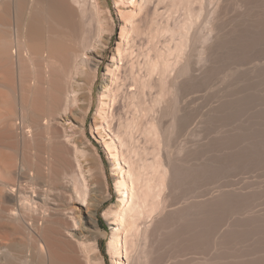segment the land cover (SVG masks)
<instances>
[{
    "label": "bare ground",
    "instance_id": "6f19581e",
    "mask_svg": "<svg viewBox=\"0 0 264 264\" xmlns=\"http://www.w3.org/2000/svg\"><path fill=\"white\" fill-rule=\"evenodd\" d=\"M112 1L119 36L101 73L114 31L108 0H0V264H104L97 246V212L109 187L100 155L86 133L91 111L90 134L103 147L114 180L115 201L106 213L112 264H264V63L260 60L256 73L253 66L249 69L256 78L245 79L247 83L254 78L255 84L248 82V89L243 81L240 91L245 85V94L254 88L250 95L256 111L261 109L255 123L250 121L253 131H247L253 139L243 138L246 143L238 139L247 146L243 153L236 149L243 148L236 143L237 136L230 134L234 142L228 140L232 144L226 147L230 151L237 145L242 157L251 156L247 160L252 163L247 156L241 158L256 172L253 184L231 196L229 190L213 191L219 195L211 192L210 197L196 195L209 170L197 162L209 149L206 92L211 88L214 93L231 78L225 77L227 66L220 73L233 59L226 61L225 55L238 36L239 43L250 38L255 55H263L264 0ZM233 2L246 7V12L240 11L236 19L235 15L237 24L227 29L224 25H231V20L226 22L224 16ZM174 10L181 13L179 18H174ZM235 61L228 66L239 70V60ZM100 73L99 105L93 111ZM245 73L241 79L249 75ZM231 84L225 88L231 90ZM225 94L227 105L211 97L217 104L225 103L224 109L236 106L231 100L238 103L245 95L238 99L237 93ZM240 103L228 110L243 108ZM223 115L217 116L223 119ZM190 128L191 136L204 138L174 150V137L190 134ZM247 143L258 149H249ZM222 144L212 146L225 150ZM241 158L240 164L234 159L235 166L230 161V167L244 166ZM219 164L224 167L225 162ZM214 167H209L211 172L220 166ZM188 255L209 257L200 261L198 256L199 262L191 263L192 258L183 260Z\"/></svg>",
    "mask_w": 264,
    "mask_h": 264
},
{
    "label": "rangeland",
    "instance_id": "374dc122",
    "mask_svg": "<svg viewBox=\"0 0 264 264\" xmlns=\"http://www.w3.org/2000/svg\"><path fill=\"white\" fill-rule=\"evenodd\" d=\"M108 3H109V6H110V8H111V12H112V15H113V20H114V31H113V38H112V40L109 42V44H108V46L106 47V50H105V53H104V60H103V65L101 66V73H103L104 72V65L108 62V59H109V56H110V49L112 48V47H114L115 46V43H116V39L118 38V36H119V28H118V22H117V20H118V17H117V14H116V11L113 9V1L112 0H108ZM236 4V5H235ZM237 6H241L239 3H236V2H233V4L232 3H230L229 5H228V9H227V12L225 13V15H226V17L224 16V18H226V19H223V21L224 20H226V22L227 21H229V19L231 20V21H229V22H231V25H229V26H226V25H228L227 23H226V25H224L225 23V21L222 23V25H224L227 29L230 27V26H233V25H235V19H236V17L238 16V17H241V13L242 12H246V7L244 8V6H241V7H239V9H242V7H243V9L245 10H239L238 8H236ZM256 8V9H255ZM255 8H253L255 11L256 10H258V8L257 7H255ZM238 9V10H237ZM253 10V11H254ZM239 11V12H238ZM240 11H242V12H240ZM237 12L240 14V16H239V14L237 15ZM236 15V16H235ZM181 16V13H176L175 12V10H174V18L176 19V17L177 18H179ZM234 16H235V19H233L234 18ZM166 17L167 16H165V18L164 19H162L161 18V20H165L166 19ZM232 18V19H231ZM238 19V18H237ZM233 21V22H232ZM237 21H239V20H237ZM228 22V23H229ZM235 22V23H234ZM233 23V24H232ZM230 24V23H229ZM237 24V23H236ZM224 26H222V28L224 27ZM225 29V28H224ZM239 37V39L237 40V41H235V43L238 45V46H235L234 47V45H236V44H233V47H232V45L230 46V48L232 47L233 48V50L235 49V50H237V51H235L236 53H237V55H236V53L232 50V48L231 49H229L230 51V53L228 54L227 53V55H225V58H226V61H229L230 59H229V57L232 59V61H229V62H227L226 64L227 65H225L224 63L226 62L225 61V58H223V61H225L223 64L225 65L224 67H223V64H222V66L221 67H223V70H221L222 72L220 73L221 75H222V73H223V71H224V69L226 68V66L227 67H229V68H227V69H225V71H224V73H226V70L228 71L227 73H226V75L227 74H229L228 76H225V77H230L231 75L233 76H231V78H227V81L228 80H230V81H228V83L229 82H231V83H233V82H235L236 80L238 81V82H240V84L237 82V84H239L237 87H236V85L237 84H235L234 85V83L233 84H231V83H229V85H228V83H227V81H226V78L224 77V79L225 80H223L224 81V83H225V81H226V83H227V85H225V84H222V83H220L221 85H215V87L217 86V88H215V89H213V92L215 93V91H217L216 92V95L214 94V93H212V90H211V93L213 94V95H215V96H212V94L210 93V89L211 88H209V90H207V95H206V98L207 97H209V95H210V98H207L208 99V101L207 102H209L208 103V109H209V113H211L210 114V116H209V118L210 119H207V123H206V125H208V126H206V128H205V131L207 130V132H205V133H207L206 134V137L208 138V140H207V144H206V146H208L209 147V149L208 150H204V152H202L201 154V156L197 159V162H200V163H204L206 166H209V167H211V166H215L214 168H216L217 166H220V167H218V168H216L217 170L218 169H220L221 168V166L223 167V165H221V164H219L220 162H225V165H224V167L223 168H225V167H228L227 169L225 168V169H223V168H221V169H223V170H227V171H223V170H218L219 172H217L216 171V169L215 170H213L212 172H211V170L213 169V168H209L208 167V169L210 170H207L208 172H206V173H208V174H211V173H213L214 171V173L210 176L209 175V177H207L208 176V174H206L207 176H206V178H204V179H206V181L204 182V185H201V184H203V183H200V185H199V187L200 188H198V190L196 191V192H198V193H196V195H198V194H200L201 193V195L202 194H204V195H206V197H210L213 193H220L222 190H224V191H226L225 193H227L228 191L227 190H229V192H230V194H227V195H230L231 196V194L232 193H236V194H238V191H240V189H241V187L243 188H245V190H250V188H251V186H252V184H253V177H254V175H256L255 173V171H253V170H251L250 169V167H249V165H248V162L251 160L252 161V159L251 158H249V160H247L248 159V157H251L250 155H249V153H250V151L248 150V148H247V152H248V155L249 156H247L246 154H243V153H245L244 152V150L246 149V144H245V146H244V143H241V141L243 140V138L245 139V140H247V142L249 141V139H253L252 137H253V133L251 132V135L249 134V133H247V131L249 132V128H251L252 129V131H253V128L251 127V126H253V123H251V122H254V120H253V118H255L256 116H257V111L258 110H260L261 111V109L260 108H258L257 107V111H256V109H255V103L252 101V99L253 98H251V97H254V96H251V95H253L254 94V88H252V90H251V92H253L252 94H251V92H249V93H247L248 91H246V93L247 94H245V90L244 89H249V88H251V83H252V80L254 79V78H252V80H248V82H251L250 84L247 82L246 83V81H247V79L249 78V77H253L254 75H255V73H256V71L257 70H255L256 68H255V63L257 62V61H261L262 63H264V57H263V55H264V52L263 51H261V52H263V55H262V53H260L259 52V55H258V53L255 55V53L252 51V47H253V43L252 42H250L251 40H250V38H248V37H246V38H244L242 41H244L245 39V41H247L248 39L250 40H248L249 42H246L245 43V41L242 43V42H238V41H241V37L240 36H238ZM237 37V38H238ZM239 44H238V43ZM245 43V44H244ZM250 43H252V46H251V48H250V50H251V52L249 53V51H248V48L250 47ZM247 44V45H246ZM250 44V45H249ZM239 45H242L241 46V48H240V46ZM244 45V46H243ZM246 46V47H245ZM244 47H245V49H244ZM248 47V48H247ZM240 48V49H239ZM246 48H247V50H246ZM231 50L233 51L232 52V55H231ZM243 51H244V53H243ZM241 52V55L239 54L238 55V53H240ZM246 52H248L249 53V58L248 57H246L247 55H248V53H246ZM254 53V55H252ZM234 54V55H233ZM245 54V55H244ZM231 55V56H230ZM244 55V56H243ZM250 55H251V57H250ZM227 56V57H226ZM238 56V57H237ZM252 56H254V57H252ZM245 57V58H244ZM235 58V59H234ZM244 58V59H243ZM253 58V59H252ZM248 59V60H247ZM253 60V61H251V60ZM233 60H234V63L236 62L235 60H239L238 61V64L241 66V67H238L239 65L237 64H234V65H236L237 66V68H239V70L242 68V70H238V69H236V67H231L230 65L232 64V62H233ZM247 60V61H246ZM259 61V62H260ZM240 62H241V64H240ZM245 62H247V65L245 64ZM253 62V63H252ZM228 63H231V64H229V66H228ZM237 63V62H236ZM249 63H251V64H254V65H249ZM244 65V66H243ZM233 66V65H232ZM246 66H247V68H246ZM250 66V67H249ZM254 68H253V67ZM251 68V70H255V71H253V72H255V73H251V70H249ZM253 68V69H252ZM234 69H236V70H234ZM243 69L245 70V71H247V72H249L248 74L249 75H247V77H245V75H246V73H245V71H243ZM246 69H248V70H246ZM230 71H232V72H230ZM235 71V72H234ZM237 71H239L240 73V75L237 73ZM241 71H242V73H241ZM101 73L99 74V78L97 79V81H96V85H95V87H94V103H93V105H92V110L94 111L97 107H98V105H99V99H98V95H97V91H98V89H99V87H100V83H101ZM231 73V74H230ZM236 73V74H235ZM245 73V75H243L244 76V78L243 79H241L242 78V74H244ZM225 74H223V76H224ZM252 75V76H251ZM223 76L221 77L220 75H219V79L220 80H222L223 79ZM257 76V75H256ZM256 76H254L255 78H256ZM235 81H234V80ZM245 79H246V81H245ZM251 79V78H250ZM220 80H218V81H220ZM231 80H233V81H231ZM243 81L245 82V84L248 86L247 88H245L246 87V85H245V87H244V89H243V94H245V95H248V96H246V100L244 99V96L245 95H241L242 93L240 92V91H242V88H243V85H244V83H243ZM256 80L254 79V82H255ZM221 82V81H220ZM242 82V83H241ZM253 82V83H254ZM217 83H219V82H217ZM252 83V84H253ZM230 84L235 88V90L237 89V91H235V90H233L234 88L232 87V92H231V90H230V88H229V90L228 89H226L227 88V86L228 87H230ZM242 84V85H241ZM255 84V83H254ZM223 85H225V86H223ZM221 87V86H223L225 89V91L226 90H228V91H226L227 92V94H225L226 92H224V90L223 91H221V88H220V90H219V88L218 87ZM250 86V87H249ZM254 86V85H253ZM222 87V88H223ZM213 88V87H212ZM238 88L240 89V90H238ZM219 91H221V92H223L224 94H225V96L227 97V95H229L230 93L229 92H231V94L230 95H233V94H235V93H237L238 94V91L240 92L239 94L241 95L240 96V98L242 97L243 98V101H242V99L241 100H238L239 102H241L240 104H242L243 102H244V100H245V102L242 104V107L243 108H241V107H239L238 106V109L237 108H234V107H237V105L239 104V102L238 103H236V101L237 100H231V98L233 99L235 96H229L230 97V100H231V103H232V101L233 102H235V104H237L236 106L234 105V104H231L230 105V102H229V98L227 99L228 100V105H230L229 107H231L232 105H234V107H232V109H234V111L232 112L230 109L228 110V108L229 107H227L226 109H224L225 107V103H226V105H227V101H225L223 98H222V96L224 95V94H217V93H221V92H219ZM233 92H235V93H233ZM239 94L238 95H236V97L238 96L239 97ZM251 94V95H250ZM218 95H219V99H217V98H215V97H218ZM250 95V96H249ZM167 96V95H166ZM170 97V96H169ZM169 97L167 96L165 99L166 100H169ZM214 98V100L216 99L217 101L219 100L220 102H222V100H223V102H225L224 104H217L215 101H213L212 100V98ZM224 97V96H223ZM237 97V98H238ZM247 97H249L250 99H251V101L249 100V102H248V104L250 103V105H247V101H248V99H247ZM222 100H221V99ZM206 99V100H207ZM210 99V100H209ZM239 99V98H238ZM206 100H205V102H206ZM212 102H214V103H216V104H212L211 105V103ZM207 104V103H206ZM205 104V106L207 107V105ZM245 104L248 106V107H250L251 108V110L248 108V111H247V109H246V107H245ZM219 106V108H222V114H221V111H220V114H218L217 112L219 111V108L218 107H216V106ZM220 105H221V107H220ZM224 105V106H223ZM251 105H253L254 107L252 108V106ZM209 106L211 107V108H217V109H210L209 108ZM214 106V107H213ZM241 106V105H240ZM207 109V108H206ZM208 109L206 110V111H208ZM223 109H224V111H223ZM237 109V110H236ZM255 109V110H254ZM210 110H211V112H210ZM217 110V111H216ZM226 110H228L227 112H226ZM250 110V111H249ZM212 111H213V113H214V115H212L213 113H212ZM214 111H216V112H214ZM252 111V112H251ZM255 111H256V115L254 114L255 113ZM260 111H258L259 113H260ZM264 110L262 109V111L261 112H263ZM194 112V114H195V111H193ZM193 112H192V117L194 118V114H193ZM229 112V113H228ZM209 113H207L206 112V114H207V117H208V114ZM226 113V114H225ZM249 113H251V114H249ZM215 114H216V117H218L219 118V116H217V115H227V117H224V115H223V119H220V118H222V116L218 119H216V117H213V116H215ZM253 114V115H252ZM261 114H263V113H261ZM212 115V116H211ZM250 115L251 116H254V117H252V119H250L251 117H250ZM259 116H257V117H260V114H258ZM264 115V114H263ZM92 116H93V113H92V111L89 113V116H88V119H87V123H86V133H87V136H88V139L95 145V147H96V149H97V152H98V154L100 155V158H101V160H102V163H103V167L105 168V171H106V176L108 177V187H109V191H108V193H106L105 194V197H106V200H105V202L100 206V208L98 209V212H97V215H98V227H99V230H100V235H99V237H98V239H97V246H98V249H99V253H100V255H101V257H103L102 258V261H103V263L104 264H112L111 263V258H110V256H109V252L107 251L108 250V248H107V243H108V241H109V238H110V234H111V227H110V225H109V222H108V220H107V218H106V213L108 212V210L110 209V207H111V205H112V203L115 201V192H114V190H115V188H114V180H113V178H112V176H111V172H110V166H109V161H108V158H107V155H106V153H105V151H104V149H103V147L98 143V142H96L95 141V139L92 137V135L90 134V129H89V125H90V123H91V118H92ZM264 117V116H263ZM256 119V118H255ZM259 119H263L262 118V115H261V118H259ZM210 120V121H209ZM252 120V121H251ZM261 120H259V121H261ZM211 121H213V122H211ZM251 121V122H250ZM255 123V122H254ZM262 123H264V119H263V122ZM212 124V125H211ZM252 124V125H251ZM192 128V127H191ZM190 128V129H191ZM189 129V131H191V133L189 134V133H183V134H181V135H184V136H182L181 137V135L179 136H175L174 137V141L176 142V144H175V142H174V150L175 149H178L179 150V148H180V150L181 149H183V148H185V147H187L188 146V144L189 145H191V144H193V143H195L196 141H198V140H201V139H199V138H201L202 136L200 135V137H197L196 135H194V137L193 136H191V135H193L194 134V131H195V134L197 133L196 131V129L197 128H195V127H193V129H194V131H192L193 129H191L190 130ZM236 130L238 131V132H240L241 133V131H242V133H241V135H243L244 134V136H241L240 135V133H237L236 134ZM188 131V132H189ZM209 131V132H208ZM251 131V130H250ZM188 134V135H187ZM230 134H233L234 136H237L236 138L234 137V139H236V143H238V144H241V146H243V148L242 147H237V145H236V147H234V148H232V146H231V149H230V151L226 148V147H228V145H231L232 144V142L231 143H229V141L228 140H231V141H233V139H231V138H233L232 137V135L230 136V138H228L229 137V135ZM245 134H247L248 135V137H247V135L245 136ZM187 135V136H186ZM197 138H196V137ZM180 137V138H179ZM184 137V138H183ZM247 137V138H246ZM179 140H178V139ZM196 138V139H195ZM202 138H204V136L202 137ZM224 138H225V140H224ZM226 138H228V139H226ZM177 139V140H176ZM223 140V142H221V141H218V140ZM238 139H240V140H238ZM192 140V141H191ZM227 140V141H226ZM190 141V142H189ZM215 141H218L217 143L219 144V145H221L222 143L224 144V143H229V144H227V146L225 145H223L222 144V146H220L221 148H224L225 147V152L222 150V149H220V150H214L215 148V145H217V146H219L218 144H215L216 142ZM226 141V142H225ZM240 141V142H239ZM244 141V140H243ZM242 141V142H243ZM212 142L215 144H212ZM234 142V141H233ZM245 142V141H244ZM251 142H253V140L252 141H250L249 143H251ZM212 144V145H214V147L211 145V147L208 145V144ZM246 143V142H245ZM249 143H247V145H249ZM234 145H235V143H233ZM243 144V145H242ZM252 145V144H251ZM185 146V147H184ZM240 146V145H239ZM258 146V145H257ZM256 146V144H254V146L252 145V147H255V150H257L258 149V147ZM219 147V148H220ZM230 147V146H229ZM244 147H245V149H244ZM248 147H250L249 149H254V148H252L250 145L248 146ZM256 147H257V149H256ZM210 148H213V150H211ZM241 149V150H243V155H245L244 157H242V155H241V153H240V151L239 150H236V149ZM262 148H263V150H264V147L262 146ZM232 149L234 150V151H232ZM259 149H260V145H259ZM222 150V151H221ZM262 150V149H261ZM231 151H232V153H234L235 152V154H233L234 156H230L229 154H228V152H230V154H231ZM246 151V150H245ZM224 152V153H223ZM242 152V151H241ZM246 152V153H247ZM240 154V155H239ZM230 157H229V156ZM238 156H240L239 158H244L245 159V157L247 156V158H246V160L248 161L247 163H246V160H242V158H241V160L244 162V166H247L246 168L244 167V166H242V164L241 165H237L236 167H233V168H231L230 167V165H229V163H230V161H234V159L236 158V157H238ZM239 158H238V160L237 159H235V160H237V162H238V164H240V160H239ZM231 162L230 164L231 165H233V163H234V165L233 166H235V162L236 161H234V162ZM219 162V163H218ZM236 162V163H237ZM245 163H246V165H245ZM249 163H252V162H249ZM216 164H219V165H216ZM228 165V166H227ZM242 167V169L241 168H239V167ZM238 167V168H237ZM249 167V169H247ZM231 168V169H230ZM245 168V169H244ZM253 171V172H252ZM211 172V173H210ZM255 172V173H254ZM254 174V175H253ZM204 179H203V181H204ZM203 186V187H202ZM238 188H240V189H238ZM237 189H238V191H237ZM242 190V189H241ZM201 191V192H200ZM213 191H215V192H213ZM217 191H220V192H217ZM223 191V192H224ZM232 191H234V192H232ZM236 191V192H235ZM211 192H213V193H211ZM215 193V195H219V194H216ZM225 193L223 194V195H225ZM195 194V193H194ZM194 194H193V196H194ZM222 194V193H221ZM220 194V195H221ZM195 195V196H196ZM232 196H235V195H232ZM105 216V217H104ZM189 256H191V255H188V256H186L185 258L183 257V260L185 259V261H187V260H189L187 257H189ZM193 256H195V255H192V260H191V263H193L192 261H196L197 259L196 258H200V261H201V259L203 258H208L209 256L207 255V256H205V255H203V257L201 256V255H197V257L195 256V257H193ZM198 256H200V257H198ZM186 258H187V260H186ZM190 258V257H189ZM190 258V259H191ZM182 259V258H181ZM180 258H178V260H180V261H183V260H181ZM178 260H176V261H178ZM175 261V260H174ZM179 261V262H180ZM184 261V262H185ZM194 261V263H197V262H199V260H197V262H195ZM190 262V261H189ZM175 263V262H174Z\"/></svg>",
    "mask_w": 264,
    "mask_h": 264
}]
</instances>
